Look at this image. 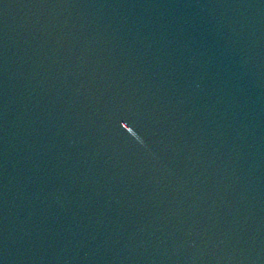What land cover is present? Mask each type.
Segmentation results:
<instances>
[{"label":"water","instance_id":"water-1","mask_svg":"<svg viewBox=\"0 0 264 264\" xmlns=\"http://www.w3.org/2000/svg\"><path fill=\"white\" fill-rule=\"evenodd\" d=\"M0 264H22L1 239H0Z\"/></svg>","mask_w":264,"mask_h":264}]
</instances>
